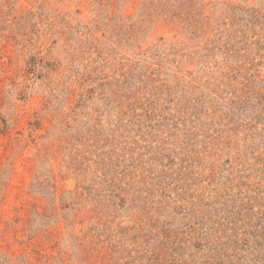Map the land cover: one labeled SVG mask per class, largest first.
I'll list each match as a JSON object with an SVG mask.
<instances>
[{"label":"rangeland","instance_id":"obj_1","mask_svg":"<svg viewBox=\"0 0 264 264\" xmlns=\"http://www.w3.org/2000/svg\"><path fill=\"white\" fill-rule=\"evenodd\" d=\"M0 264H264V0H0Z\"/></svg>","mask_w":264,"mask_h":264}]
</instances>
